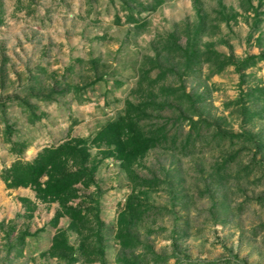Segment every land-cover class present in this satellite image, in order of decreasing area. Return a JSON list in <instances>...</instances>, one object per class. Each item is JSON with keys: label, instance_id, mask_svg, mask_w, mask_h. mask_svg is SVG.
<instances>
[{"label": "rangeland", "instance_id": "374dc122", "mask_svg": "<svg viewBox=\"0 0 264 264\" xmlns=\"http://www.w3.org/2000/svg\"><path fill=\"white\" fill-rule=\"evenodd\" d=\"M263 87L264 0H0V264H264ZM65 144L84 238L8 186Z\"/></svg>", "mask_w": 264, "mask_h": 264}, {"label": "trees", "instance_id": "16d2710c", "mask_svg": "<svg viewBox=\"0 0 264 264\" xmlns=\"http://www.w3.org/2000/svg\"><path fill=\"white\" fill-rule=\"evenodd\" d=\"M260 92H264V87L259 89ZM126 147L120 146L119 156L125 161H129L130 156L137 154L136 145H129L126 142ZM82 150L77 149L76 147L69 146L65 144L60 148L45 149L43 154L40 155V164L41 169L37 168L36 163L31 164L29 162H21L14 164L9 170L7 179H10L8 183L9 187L17 186H27V185H36L39 196L43 199H46L50 196L51 200H57L61 205V216L62 214L69 217L72 226L75 227L77 233L84 238L85 230L87 228V215L82 213V211L76 210L75 208L68 206V200L74 195L73 184L81 180V176L84 174L92 175V170L88 171L83 165L75 172H71L67 169L65 158L66 156H71L72 154L77 155ZM141 151H139L140 153ZM68 157V158H69ZM67 158V157H66ZM129 158V159H128ZM68 161V160H67ZM37 162V163H38ZM44 169L48 179L45 181L44 186L40 184L38 178L44 173ZM69 247L66 245L64 235L62 231L57 233L52 241L51 253L56 254L59 251H68ZM65 254V253H64Z\"/></svg>", "mask_w": 264, "mask_h": 264}]
</instances>
